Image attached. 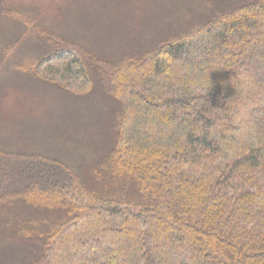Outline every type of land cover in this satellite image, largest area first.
Wrapping results in <instances>:
<instances>
[{"label":"trees","instance_id":"1","mask_svg":"<svg viewBox=\"0 0 264 264\" xmlns=\"http://www.w3.org/2000/svg\"><path fill=\"white\" fill-rule=\"evenodd\" d=\"M64 42L16 69L101 87L114 142L92 180L0 149V264H264V0H218L109 61Z\"/></svg>","mask_w":264,"mask_h":264},{"label":"rangeland","instance_id":"2","mask_svg":"<svg viewBox=\"0 0 264 264\" xmlns=\"http://www.w3.org/2000/svg\"><path fill=\"white\" fill-rule=\"evenodd\" d=\"M217 1L0 0V149L61 159L92 180L112 148L118 103L97 85L72 96L29 78L16 65L65 40L87 44L108 61L132 54L172 23L200 19Z\"/></svg>","mask_w":264,"mask_h":264}]
</instances>
